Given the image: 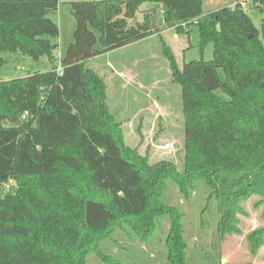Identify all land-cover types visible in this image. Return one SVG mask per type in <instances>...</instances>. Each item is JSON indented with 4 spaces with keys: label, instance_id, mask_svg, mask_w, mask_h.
Instances as JSON below:
<instances>
[{
    "label": "trees",
    "instance_id": "16d2710c",
    "mask_svg": "<svg viewBox=\"0 0 264 264\" xmlns=\"http://www.w3.org/2000/svg\"><path fill=\"white\" fill-rule=\"evenodd\" d=\"M58 4L0 0V67L2 53L54 62L52 40L59 29L51 17ZM143 4L160 6L157 27L153 14L135 20ZM70 6L75 30L58 61L61 71L54 67L0 81V264H88L91 253L105 264H124L103 255L97 244L123 225L149 239L164 216L173 222L166 264H191L179 215L163 204L164 186L170 179L185 186L203 182L223 207L221 230L229 228L241 199L264 195V51L247 37L238 5L206 14L201 0ZM191 27L198 31L200 51L213 45V59L180 69L162 32L172 29L181 36ZM151 36L181 89L182 174L171 163L149 165L124 145L104 83L86 68L95 57ZM11 179L15 189L3 195ZM263 231L249 236L254 247Z\"/></svg>",
    "mask_w": 264,
    "mask_h": 264
},
{
    "label": "rangeland",
    "instance_id": "374dc122",
    "mask_svg": "<svg viewBox=\"0 0 264 264\" xmlns=\"http://www.w3.org/2000/svg\"><path fill=\"white\" fill-rule=\"evenodd\" d=\"M90 1L102 0H58V11L51 17L59 29L58 38L52 40L57 45L54 62L44 57L34 61L20 53H2L4 64L0 67V81L58 68L59 59L73 42L75 21L70 3ZM201 1L205 14L222 7L240 6L246 17L242 18V28L252 34L264 51V0ZM152 13L160 14L159 7L143 4L135 20L141 23ZM162 38L180 69L190 61L213 59L211 43L200 51L196 27L185 30L181 36L166 29ZM86 68L104 83L107 107L112 118L121 125L124 145L145 158L147 164L171 163L182 174L185 153L181 89L172 82L157 37L151 36L134 46L95 57L86 63ZM15 186V181L9 180L2 187L3 195L12 194ZM162 201L179 215L180 239L185 246L187 263L264 264V195L250 193L241 199L226 230H221L219 225L223 207L203 182L185 186L167 180ZM172 225L169 216L161 217L146 240L125 225L117 226L97 248L103 255L124 264H166V240ZM256 231L263 233L258 246L254 247L249 236ZM87 260L88 264H105L94 253Z\"/></svg>",
    "mask_w": 264,
    "mask_h": 264
},
{
    "label": "crops",
    "instance_id": "0c3cea01",
    "mask_svg": "<svg viewBox=\"0 0 264 264\" xmlns=\"http://www.w3.org/2000/svg\"><path fill=\"white\" fill-rule=\"evenodd\" d=\"M150 5H152V7H159L160 8V6L159 5H155V4H150ZM153 14V13H152ZM164 35H165V32H164ZM140 42H142V41H140ZM140 42H137V43H133V44H131V45H128V46H126V47H123V48H121V49H124V48H127V47H130V46H134V45H136V44H138V43H140Z\"/></svg>",
    "mask_w": 264,
    "mask_h": 264
},
{
    "label": "water",
    "instance_id": "95a60500",
    "mask_svg": "<svg viewBox=\"0 0 264 264\" xmlns=\"http://www.w3.org/2000/svg\"><path fill=\"white\" fill-rule=\"evenodd\" d=\"M153 26H154V27L156 26V14H155V13L153 14ZM247 37H248L249 39H251V38H252V34H249Z\"/></svg>",
    "mask_w": 264,
    "mask_h": 264
},
{
    "label": "built area",
    "instance_id": "2783aa9c",
    "mask_svg": "<svg viewBox=\"0 0 264 264\" xmlns=\"http://www.w3.org/2000/svg\"><path fill=\"white\" fill-rule=\"evenodd\" d=\"M58 73L61 71V68L58 66L57 70H56ZM27 116V113L24 114V117Z\"/></svg>",
    "mask_w": 264,
    "mask_h": 264
}]
</instances>
